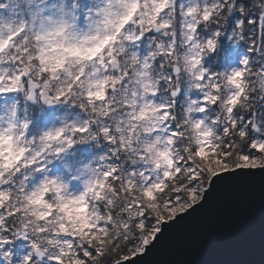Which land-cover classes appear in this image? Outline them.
<instances>
[{"label":"clouds","instance_id":"9594fccd","mask_svg":"<svg viewBox=\"0 0 264 264\" xmlns=\"http://www.w3.org/2000/svg\"><path fill=\"white\" fill-rule=\"evenodd\" d=\"M262 16L264 0H0V264H123L161 211L264 168Z\"/></svg>","mask_w":264,"mask_h":264},{"label":"water","instance_id":"95a60500","mask_svg":"<svg viewBox=\"0 0 264 264\" xmlns=\"http://www.w3.org/2000/svg\"><path fill=\"white\" fill-rule=\"evenodd\" d=\"M123 264H264V168L214 176L203 199Z\"/></svg>","mask_w":264,"mask_h":264},{"label":"trees","instance_id":"16d2710c","mask_svg":"<svg viewBox=\"0 0 264 264\" xmlns=\"http://www.w3.org/2000/svg\"><path fill=\"white\" fill-rule=\"evenodd\" d=\"M196 183H197V181H193V184L188 185V187L192 188L193 185L196 184ZM206 183H207V181H206ZM194 193H196L198 195V197H199L200 193H199L198 190L196 192H194ZM192 194L193 193H190V195H192ZM179 203L190 204L191 200L188 199V196H184L182 201H177V204H179ZM171 205H173V204H169V209L171 208ZM161 207H163V206H161ZM145 215H147V213ZM160 215H162L164 217V219H167L169 216H172L173 214L170 213V210H169V211H161ZM153 219L154 220H158L159 216L153 217ZM149 227L150 226H146V230H145V233H144L145 236H149L150 235L149 231L147 230ZM129 243H131V241ZM139 243L142 244L143 241H140ZM133 250L135 251L136 248L134 247ZM125 254H127V250H125Z\"/></svg>","mask_w":264,"mask_h":264},{"label":"snow or ice","instance_id":"6c2138e0","mask_svg":"<svg viewBox=\"0 0 264 264\" xmlns=\"http://www.w3.org/2000/svg\"><path fill=\"white\" fill-rule=\"evenodd\" d=\"M205 19H208L207 16H205ZM248 24H252V25H259V32L261 35V39L264 40V16L260 17L259 21H257L256 19H249L247 21ZM217 35H219L217 33ZM0 39H2V37H0ZM211 43V42H210ZM254 47V46H253ZM234 75H239V72L234 73ZM241 135H245L244 132H241ZM255 141H253V146L255 147ZM242 159H247V157H241ZM85 255H88L87 253H85ZM58 259V258H57Z\"/></svg>","mask_w":264,"mask_h":264},{"label":"rangeland","instance_id":"374dc122","mask_svg":"<svg viewBox=\"0 0 264 264\" xmlns=\"http://www.w3.org/2000/svg\"><path fill=\"white\" fill-rule=\"evenodd\" d=\"M192 197L193 198H197L198 197V195L196 194V193H193L192 194ZM179 205H184V203H179ZM176 207V205H171V208H175ZM170 208V209H171ZM179 211V210H178ZM170 213H172V214H175L174 212H172L171 210H170ZM178 213V212H177Z\"/></svg>","mask_w":264,"mask_h":264}]
</instances>
